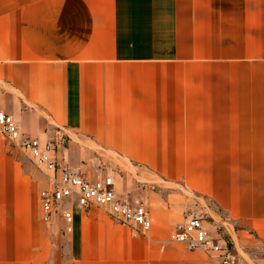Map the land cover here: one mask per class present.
Returning a JSON list of instances; mask_svg holds the SVG:
<instances>
[{"label": "crops", "instance_id": "1", "mask_svg": "<svg viewBox=\"0 0 264 264\" xmlns=\"http://www.w3.org/2000/svg\"><path fill=\"white\" fill-rule=\"evenodd\" d=\"M0 109L151 219L42 221L47 181L0 136V264H214L170 239L197 208L264 264V0H0Z\"/></svg>", "mask_w": 264, "mask_h": 264}, {"label": "built area", "instance_id": "2", "mask_svg": "<svg viewBox=\"0 0 264 264\" xmlns=\"http://www.w3.org/2000/svg\"><path fill=\"white\" fill-rule=\"evenodd\" d=\"M0 136L19 150L47 181L38 193L42 221L50 222L59 213L63 232L71 233L73 212L65 205L72 204L78 209L95 207L104 210L111 219L127 226L132 236L148 234L151 219L145 207L118 195L111 175L90 179L77 168L61 165L53 154V141L27 136L1 109ZM170 239L188 250L203 251L214 264H242L232 247L212 236L198 211L190 212L183 221L176 223Z\"/></svg>", "mask_w": 264, "mask_h": 264}, {"label": "rangeland", "instance_id": "3", "mask_svg": "<svg viewBox=\"0 0 264 264\" xmlns=\"http://www.w3.org/2000/svg\"><path fill=\"white\" fill-rule=\"evenodd\" d=\"M254 155H256V157H264L263 147L254 148ZM104 175H111L114 179V177L118 174L115 173V170L111 166L104 174L99 177H103ZM117 192L118 195L127 199L130 203H135V201H137L136 193L130 192L124 187L121 188V191ZM197 210L200 211L198 208ZM200 213L202 215L205 227L210 231L211 234H213V237L224 240L230 247H232L234 252L237 253L242 264H255L247 251L245 252L243 249L242 251L237 247L234 237L232 238V235L227 233L223 225H218L219 222H217L214 217L209 215L207 211H200ZM257 254H259L260 257H264V248L258 250Z\"/></svg>", "mask_w": 264, "mask_h": 264}]
</instances>
